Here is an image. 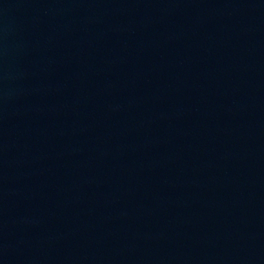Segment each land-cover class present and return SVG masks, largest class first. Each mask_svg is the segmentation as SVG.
Here are the masks:
<instances>
[{
    "label": "water",
    "instance_id": "95a60500",
    "mask_svg": "<svg viewBox=\"0 0 264 264\" xmlns=\"http://www.w3.org/2000/svg\"><path fill=\"white\" fill-rule=\"evenodd\" d=\"M0 264H264V0H0Z\"/></svg>",
    "mask_w": 264,
    "mask_h": 264
}]
</instances>
